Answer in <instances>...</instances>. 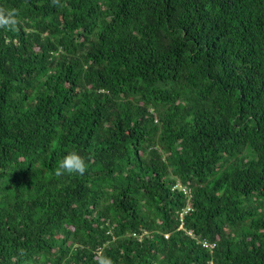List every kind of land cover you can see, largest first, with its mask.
<instances>
[{
	"label": "trees",
	"instance_id": "16d2710c",
	"mask_svg": "<svg viewBox=\"0 0 264 264\" xmlns=\"http://www.w3.org/2000/svg\"><path fill=\"white\" fill-rule=\"evenodd\" d=\"M13 8L0 264H264V0Z\"/></svg>",
	"mask_w": 264,
	"mask_h": 264
},
{
	"label": "clouds",
	"instance_id": "9594fccd",
	"mask_svg": "<svg viewBox=\"0 0 264 264\" xmlns=\"http://www.w3.org/2000/svg\"><path fill=\"white\" fill-rule=\"evenodd\" d=\"M17 16L18 11L14 8L11 10H0V27L7 29L14 28L18 23ZM87 167L88 165L85 158L80 155L77 150H70L58 162V166L55 169V175H83L86 172ZM21 255H23V250H21ZM97 264H114V261L110 256L101 253L97 257Z\"/></svg>",
	"mask_w": 264,
	"mask_h": 264
},
{
	"label": "built area",
	"instance_id": "2783aa9c",
	"mask_svg": "<svg viewBox=\"0 0 264 264\" xmlns=\"http://www.w3.org/2000/svg\"><path fill=\"white\" fill-rule=\"evenodd\" d=\"M167 237H168V235L165 236V238H167ZM204 247H207V245L205 244Z\"/></svg>",
	"mask_w": 264,
	"mask_h": 264
}]
</instances>
